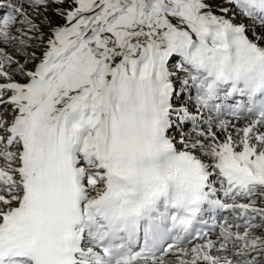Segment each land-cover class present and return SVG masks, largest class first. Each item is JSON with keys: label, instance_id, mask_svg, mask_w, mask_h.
<instances>
[{"label": "snow or ice", "instance_id": "6c2138e0", "mask_svg": "<svg viewBox=\"0 0 264 264\" xmlns=\"http://www.w3.org/2000/svg\"><path fill=\"white\" fill-rule=\"evenodd\" d=\"M0 264H264V0H0Z\"/></svg>", "mask_w": 264, "mask_h": 264}]
</instances>
